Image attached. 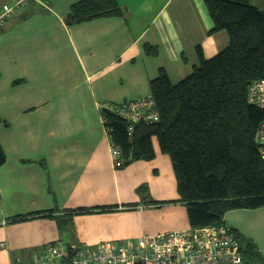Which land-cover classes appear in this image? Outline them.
Returning a JSON list of instances; mask_svg holds the SVG:
<instances>
[{
  "label": "crops",
  "instance_id": "1",
  "mask_svg": "<svg viewBox=\"0 0 264 264\" xmlns=\"http://www.w3.org/2000/svg\"><path fill=\"white\" fill-rule=\"evenodd\" d=\"M47 1L0 24V264H31L58 240L122 246L191 227L157 139L154 159L117 168L99 104L149 97L161 68L181 81L199 63L197 47L210 59L227 32L209 33L204 0H117L123 16L73 25L65 16L78 0ZM58 216L70 223L60 227ZM223 221L264 256V206Z\"/></svg>",
  "mask_w": 264,
  "mask_h": 264
},
{
  "label": "trees",
  "instance_id": "2",
  "mask_svg": "<svg viewBox=\"0 0 264 264\" xmlns=\"http://www.w3.org/2000/svg\"><path fill=\"white\" fill-rule=\"evenodd\" d=\"M204 2L213 21L209 33L226 31L229 44L210 59L198 46V65L177 83L159 70L149 83L159 120L135 124L130 136L128 119L101 109L109 139L121 153L117 168L154 159L157 139L161 152L171 159L178 201L186 206L192 228L224 225L227 211L264 206V161L255 140L264 112L247 100L250 84L264 79V11L248 0ZM120 16L123 9L117 0H78L65 23ZM144 49L148 55L158 54L156 45L146 43ZM6 158L0 143V166ZM57 220L62 227L71 218ZM233 231L246 264H264L256 244ZM63 264H71L69 256Z\"/></svg>",
  "mask_w": 264,
  "mask_h": 264
},
{
  "label": "built area",
  "instance_id": "3",
  "mask_svg": "<svg viewBox=\"0 0 264 264\" xmlns=\"http://www.w3.org/2000/svg\"><path fill=\"white\" fill-rule=\"evenodd\" d=\"M32 4L44 9L50 8L47 0H10L0 4V24ZM247 100L264 112V79L250 84ZM99 108L128 119L130 136L135 124L159 120L151 96L120 103H101ZM255 140L264 161V116L256 130ZM111 146L116 162L121 153L112 143ZM68 256L71 264H246L242 244L227 225L144 234L122 246L103 241L93 247L83 243L69 247L67 243L58 240L48 243L41 252L35 254L31 264H63Z\"/></svg>",
  "mask_w": 264,
  "mask_h": 264
},
{
  "label": "rangeland",
  "instance_id": "4",
  "mask_svg": "<svg viewBox=\"0 0 264 264\" xmlns=\"http://www.w3.org/2000/svg\"><path fill=\"white\" fill-rule=\"evenodd\" d=\"M248 2L264 11V0H248Z\"/></svg>",
  "mask_w": 264,
  "mask_h": 264
}]
</instances>
